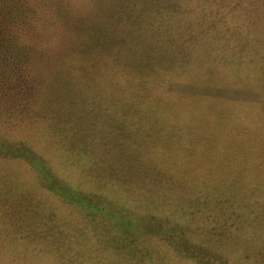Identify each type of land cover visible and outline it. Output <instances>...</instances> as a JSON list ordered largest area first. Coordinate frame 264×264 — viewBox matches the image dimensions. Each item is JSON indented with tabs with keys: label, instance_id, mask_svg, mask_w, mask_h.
<instances>
[{
	"label": "rangeland",
	"instance_id": "obj_1",
	"mask_svg": "<svg viewBox=\"0 0 264 264\" xmlns=\"http://www.w3.org/2000/svg\"><path fill=\"white\" fill-rule=\"evenodd\" d=\"M255 1L257 12L248 15V27L238 29L243 30L241 34L233 29L241 23H230L227 17L233 14L232 20L243 19L248 14V0H0V11L22 21L21 38L29 46L24 54L35 63L26 67L36 79L33 87L28 86L39 97L37 113L23 109L27 104L15 93L17 82L7 79L13 75L11 69H0L1 254L16 248L24 253L39 242L48 249L40 254L29 250L17 260L135 264L137 260L126 255L138 251L134 246H142L140 254L136 252L137 264H180L153 233H129L126 239H135L129 240V249L112 251V242L122 245V232L108 231L115 223L146 222V216L129 214L143 209L57 205L49 206L60 213L56 224L34 221V217L12 221L21 218L26 209V193L20 192L24 179L5 180L4 175L26 168H18L19 162L10 164L11 159L26 160L36 151L51 162L88 144L98 151L100 146L92 143L104 138L110 128H194L206 145L197 173L203 178L251 176L264 188V130H252L257 127L252 125L264 123V4ZM228 24L237 48L232 45L227 51L219 41L213 51L210 42L205 46L196 43L205 26L225 28ZM250 59L256 64L250 65L248 73ZM45 60L50 64H44ZM213 71L218 72L216 76L211 75ZM134 74L140 75L139 81ZM109 92L112 99L107 100ZM91 95H97V100ZM192 150L201 151L188 147L187 152ZM79 162L75 170L81 176L84 160L79 157ZM90 163L83 173L98 174L99 169ZM81 186L98 188V184ZM210 193L207 201L188 196V203L201 205L192 209L199 213L197 220L203 221L204 214H220L218 208L203 207L218 203V198L210 199ZM259 197L264 200L263 190ZM83 198H91L90 203L101 200L86 193ZM194 218L171 217V222ZM5 262L0 255V264Z\"/></svg>",
	"mask_w": 264,
	"mask_h": 264
},
{
	"label": "crops",
	"instance_id": "obj_2",
	"mask_svg": "<svg viewBox=\"0 0 264 264\" xmlns=\"http://www.w3.org/2000/svg\"><path fill=\"white\" fill-rule=\"evenodd\" d=\"M107 131L104 138L92 143L94 147L100 146L98 151L88 144L51 162L36 151H32L34 157L26 160L11 159L10 164L19 162L18 168H26L4 175L5 180L24 179L20 192L26 193V209L19 215L21 218L12 221H31L34 217V221L56 224L60 213L49 206L57 205L143 209L129 214L146 216V222L108 232L153 233L180 264L187 260L189 264H264V200L259 197L264 188L254 178L242 175L203 178L202 173H197V169L201 171L197 163L204 158L202 146L206 145L195 129ZM188 147L201 151L187 152ZM79 157L84 160L81 176L75 170L80 167ZM86 161L99 169L98 174L83 173V167L91 164ZM81 184H98V188L87 189ZM211 191L210 199L218 198V203H206L203 207L218 208L220 214L218 217L204 214L203 221L197 220L199 213L192 209L201 205L188 203V196L207 201V192ZM83 193L101 200L90 203L91 198L85 201ZM179 216L195 218L190 222H171V217ZM188 235L195 239L194 243L188 240Z\"/></svg>",
	"mask_w": 264,
	"mask_h": 264
},
{
	"label": "trees",
	"instance_id": "obj_3",
	"mask_svg": "<svg viewBox=\"0 0 264 264\" xmlns=\"http://www.w3.org/2000/svg\"><path fill=\"white\" fill-rule=\"evenodd\" d=\"M248 3H249L248 6L246 5L248 7V12H246V13H248V14L243 16V19H240L241 18L240 17V18H237L236 20H232V19H234L233 14H230V15H228L229 17H227L228 18L227 21L230 23H232L233 21H235V23H234L235 25L241 23L239 25L233 26V29L235 27V31L237 33H241V34L243 33V30H238V29H240L241 27L244 28V26L246 25L245 23L247 21V18L250 19V17L248 15L252 16V15H255V13L257 12V6L258 5H257L256 1L255 0H248ZM261 3L264 4V0H262ZM263 7H264V5H263ZM225 13H228V12H225ZM251 13H252V15H251ZM17 17H19V14H17ZM224 17H225V15L222 16V18H224ZM229 20H231V21H229ZM21 23H22V21L20 20V17L18 19H16L15 17L13 18L9 12L2 11V10L0 11V69H1V72L3 70L5 71V69H11L10 73L11 74L13 73V75H10L9 77H7V79L11 78L12 82H17L18 87L15 89V93L17 94V96H19V98H23L27 104L23 109L26 108L29 112L37 113L39 111V108L36 109L35 106L37 104L36 102H37L39 97H37V96L35 97V93H33V91L30 89V86L33 87V82H35L36 79H35L34 73L28 72L26 69L27 66H30L31 64H35V63L33 61L34 60L33 58L30 59V58L25 57L24 52H26V50L29 49V46L27 44H25V42L21 38V33H20L21 31L19 29V28H22ZM251 24H252V22H251ZM226 26L227 27H225V28H219V26H214V25L205 26V28L206 27L207 28L206 29L203 28L201 30V32L198 33L199 37L196 36L197 37L196 43L197 42H198L197 44L203 43V45L205 46L206 43L210 42L211 43L210 45L212 46L213 51H216L218 49L220 42H223L224 48L225 49L227 48L226 49L227 51H230V48L232 47V45H234L235 48H237V43H236V41H233V39H231V33L229 32L232 27L230 26V24H228ZM245 27H248V26L246 25ZM212 38H213V40H209ZM241 42H242V40H241ZM239 47H241V46L239 45ZM212 50H210V51H212ZM44 64H50V62L45 60ZM57 64L60 65V64H62V62L59 61V63H57ZM255 64H256V61L252 60V59H250V61L247 62V65H249L248 66L249 71H247L248 73L252 71L250 65L253 66ZM262 65L264 66V60L262 62ZM213 72H215V73H211L212 76H216L218 73L217 71H213ZM135 76L137 78V81H139L140 75L134 74L133 78ZM1 78L2 77L0 75V80H2ZM46 81L50 82L51 76H48L46 78ZM142 82L143 83L145 82V79L143 78V76H142ZM29 84H30V86H28ZM36 87H38L37 84H36ZM38 92L40 94L41 91H38ZM91 96H93V98H96V100H97V95L96 96L91 95ZM99 97H102V95H100ZM105 97L107 98V100L112 99V93L111 92L106 93ZM96 100H95V102H96ZM85 107L88 108V104ZM229 109L231 110V108H229ZM106 110L108 111L109 108L107 107ZM0 112H1L0 115H2V111H0ZM66 123L67 122H65V124ZM252 126H257L255 128L252 127L253 128L252 130H264V123H258L256 125H252ZM191 129H194V128H191ZM261 174L264 175V171H262ZM128 224H132V223H124V224L115 223V225L112 227L118 228V227H122L123 225H128ZM129 233H132V232L120 233L122 235V245L117 244L118 246H116V244L114 245V242H112V244H113L112 251L116 252V249L117 250L129 249L130 241L131 240L135 241V239H133V238L129 239L130 241L128 239H126L127 236L129 237ZM137 240H138V238H137ZM46 241H48V240L46 239ZM148 242H150V241H148ZM134 247L138 248V251H131L132 254H127L126 256L128 257L129 260H131V261L137 260V262H138L139 258L136 256V252L138 254H140L139 249L142 248V246H134ZM46 249H48V245H46V244L43 245V244L37 242L32 248L24 249V253L26 254V252H28L30 250L33 253L40 254L43 252V250H46ZM22 253H23V249L19 250L18 248H16V249H12L11 253L1 254V252H0V255L3 257V259L6 258V260L9 262V263L5 262L7 264H33L34 263L32 261H24V262L18 261L17 260V259H19L18 257L23 256L24 253L23 254ZM30 254H32V253H30ZM32 255H34V254H32ZM128 255H131V256H128ZM137 262L135 264H137ZM130 264H133V262ZM143 264H146V263H143Z\"/></svg>",
	"mask_w": 264,
	"mask_h": 264
}]
</instances>
